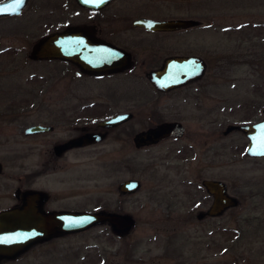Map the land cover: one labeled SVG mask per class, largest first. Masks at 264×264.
<instances>
[{
	"label": "rangeland",
	"instance_id": "1",
	"mask_svg": "<svg viewBox=\"0 0 264 264\" xmlns=\"http://www.w3.org/2000/svg\"><path fill=\"white\" fill-rule=\"evenodd\" d=\"M157 17H192L199 24L177 34L126 31L127 42H196L210 46L209 77L191 98L163 96L159 110L178 112L186 126L169 138L129 151L127 166L116 143L96 154L60 159L36 177L52 195L50 205L129 213L133 226L123 236L104 223L37 243L22 258L0 264H240L264 262V156L244 153L246 137L228 123L251 122L264 108V0H146ZM0 17V188L27 182L42 159V138H23L22 121L4 104L27 102L30 91L44 92L46 63L25 58L38 26ZM253 56L249 65L243 57ZM55 80L50 86L59 87ZM67 85H82L80 79ZM45 96V95H41ZM148 108V106H146ZM146 110V109H144ZM22 122V123H21ZM137 126V125H135ZM109 146V148H108ZM37 147V149L32 148ZM121 150V151H119ZM39 175V174H38ZM45 175V174H44ZM136 178L139 188L119 196L115 186ZM202 178L220 179L238 204L219 216L196 218L210 197ZM7 198L3 202L6 204ZM6 201V203H4Z\"/></svg>",
	"mask_w": 264,
	"mask_h": 264
},
{
	"label": "flooded vegetation",
	"instance_id": "2",
	"mask_svg": "<svg viewBox=\"0 0 264 264\" xmlns=\"http://www.w3.org/2000/svg\"><path fill=\"white\" fill-rule=\"evenodd\" d=\"M147 4L151 3H147L146 0H108L103 5L92 8L80 5L76 0H25L18 13L0 16L13 18L16 21V28H21L20 24H23V27H30L31 24L38 26L37 30H33L39 33L31 42H28L29 47L25 58L34 63H46L48 65L46 74L49 77L48 85L43 93L32 90L27 102H15L14 105L8 103L3 106L5 110L15 111L12 114L14 120L24 122L19 125V132L23 135L22 137L42 138L43 146L40 149L32 147L39 151L42 159L39 161V168H35L37 172L31 175L25 174L28 178L27 182H18L0 188V203L3 202L4 198H7L6 201H8L7 203L4 202L6 204H0V210L19 206L23 194L27 190L44 193L40 211L76 209L62 205L51 206L50 197L52 195L47 189L36 184V177L51 173L52 171L45 170L58 164L62 158H77L82 154L93 156L100 149L104 150L105 147L102 146L107 145L108 142H111L112 146L115 143L119 144L121 148H123L122 145L126 146V149L117 157H121L124 165L127 166L131 148L140 150L159 144L166 139L180 138L184 135L186 126L183 119L179 117L177 110L171 116L162 115L159 110L162 105L161 99L163 96L177 92L181 93L184 98H191V96L194 98L200 87V80L203 81V87L208 84L210 46L207 43L200 46L196 42H127L128 35L125 32L129 30L151 35L177 34L199 24L175 30H151L142 25L133 24L132 21L138 17L168 18L148 14L145 10ZM75 24L89 27L97 37L107 41L94 42V48L101 44L103 53H106L109 46L112 45L125 50L130 58L129 64L114 71L89 73L81 70L67 58L33 59L27 56L36 38L47 32ZM185 55H197L202 58L204 69L197 79L186 81L165 90L158 89L151 83L150 74L161 66L165 57ZM68 78L71 80L78 78L82 85L68 86ZM57 79L62 81L61 86L51 87L50 85ZM41 95L45 96L41 97ZM123 113H128L127 117L114 124H99L102 120ZM162 121L180 122L183 127L182 134L180 136H166L149 145H133L132 137L135 133L153 127ZM33 124H41L47 128L25 134L24 128ZM83 135L95 137V140L84 144L75 145L72 143ZM0 164L1 174L2 161ZM117 193L119 196L130 194ZM207 194L211 200L210 194ZM35 200L33 199V201ZM203 217L212 216L205 215ZM24 252L12 259H1L0 263L18 260L22 258ZM240 264H264V262Z\"/></svg>",
	"mask_w": 264,
	"mask_h": 264
},
{
	"label": "water",
	"instance_id": "3",
	"mask_svg": "<svg viewBox=\"0 0 264 264\" xmlns=\"http://www.w3.org/2000/svg\"><path fill=\"white\" fill-rule=\"evenodd\" d=\"M86 7H97L108 0H76ZM25 0H0V16L16 14ZM151 30H175L198 24L192 17H171L154 19L138 17L132 21ZM94 42H107L97 37L89 27L75 24L60 30L47 32L36 38L27 56L40 58H67L81 70L89 73H102L121 69L129 64L128 53L116 46H109L102 52L101 44L96 48ZM204 69L202 58L197 55L167 56L161 66L150 74L151 83L158 89L165 90L186 81L197 79ZM262 116L251 122L228 123L222 133L239 130L245 137L244 153L248 156H264V108ZM128 113L117 114L100 121L101 125H111L127 117ZM47 126L33 124L24 128V133L45 130ZM183 127L178 121H162L153 127L141 130L132 137L134 146L149 145L166 136H180ZM95 137L83 135L72 143L84 144ZM1 170V164H0ZM200 184L210 194L211 200L205 210L197 211L196 218L219 216L226 208L236 206L238 198L226 190L225 182L220 179L202 178ZM140 186L136 178H125L116 184V190L122 194L135 192ZM42 192L27 190L19 206L0 210V260L12 259L33 244L53 237L85 230L91 226L106 224L116 236H123L133 226V217L122 211L97 209H61L40 211L43 200ZM33 199H36L33 201Z\"/></svg>",
	"mask_w": 264,
	"mask_h": 264
},
{
	"label": "trees",
	"instance_id": "4",
	"mask_svg": "<svg viewBox=\"0 0 264 264\" xmlns=\"http://www.w3.org/2000/svg\"><path fill=\"white\" fill-rule=\"evenodd\" d=\"M244 61L247 62V64L252 65L253 64V56H249V57H243Z\"/></svg>",
	"mask_w": 264,
	"mask_h": 264
}]
</instances>
